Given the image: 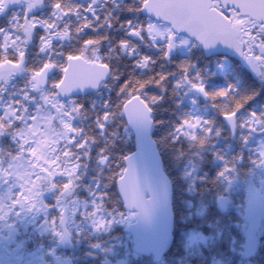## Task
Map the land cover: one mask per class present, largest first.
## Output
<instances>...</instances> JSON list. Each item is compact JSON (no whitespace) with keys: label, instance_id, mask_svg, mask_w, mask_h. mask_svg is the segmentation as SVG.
Returning <instances> with one entry per match:
<instances>
[{"label":"snow or ice","instance_id":"obj_1","mask_svg":"<svg viewBox=\"0 0 264 264\" xmlns=\"http://www.w3.org/2000/svg\"><path fill=\"white\" fill-rule=\"evenodd\" d=\"M217 3L20 0L17 5L0 0V15L8 20L0 26V96L15 75L25 79V86L11 94L19 97L14 105L0 104V137L17 143L19 151L8 153L10 159L24 152L22 162L32 165L36 149L26 139L34 126L29 121L45 118L51 111L47 106L63 110L69 120L91 118L88 131L64 124L75 135L56 150L52 162L64 173L72 161L62 157L75 156L76 182L87 178L83 215L78 213L79 224L68 227L98 238L92 247L106 254L102 264H264V141L249 147L257 127L264 131V111L256 110L264 104V0ZM217 43L227 51L221 49L223 56L211 61V75H223L225 82L210 86L207 65L202 69L185 53ZM233 54L238 64L228 59ZM114 57L130 62L127 74L114 68ZM244 65L262 81L259 88ZM90 67L95 77L85 75ZM86 88L100 100L84 103ZM34 93L39 103L29 113ZM169 95L178 97L174 121L159 115ZM185 97H192V111H184ZM199 98L213 110L211 119L197 115ZM133 101L142 109L133 108ZM126 113L122 136L117 121ZM224 125L233 135L236 128L248 132L241 131V149L232 155L210 143ZM121 143L133 146L118 152ZM185 143L197 154L211 150V166L178 172L172 152L183 156ZM90 166L95 175L89 176ZM57 187L53 179L52 188ZM47 216L55 226L50 235L65 242L68 232L57 230L64 225L58 212ZM7 227L16 229L15 224ZM0 264H17L16 250L2 238Z\"/></svg>","mask_w":264,"mask_h":264},{"label":"trees","instance_id":"obj_2","mask_svg":"<svg viewBox=\"0 0 264 264\" xmlns=\"http://www.w3.org/2000/svg\"><path fill=\"white\" fill-rule=\"evenodd\" d=\"M74 3H85L86 0H73ZM125 4L131 3V0H124ZM219 7V5L217 4ZM26 11V10H25ZM29 11V10H28ZM47 9L45 10V14L47 13ZM40 13H37L39 15ZM179 52H184V49H178ZM191 56L193 62L198 61L200 67L203 69L204 65H207V73H208V82L209 85L215 81L218 84H223L225 82V77L223 75L212 76V64L216 57L222 56H214L210 58H206L201 50H193L191 53H185V56ZM230 61L234 63H239L237 59L228 58ZM130 62L127 61L126 58L114 57L112 60V64L118 72H124L127 74L129 68L126 67ZM244 72L250 78V80L255 84L257 88H259L262 81H260L259 77H257L248 67L244 65ZM139 75V73H137ZM232 77L229 76L228 80H231ZM111 82V81H110ZM234 82V81H233ZM25 86V79L20 75H15L13 83H7L6 91L3 92L2 96H0V104L8 105L19 99L16 95H11L17 92L19 89ZM169 89L171 92V85H169ZM103 91V90H102ZM183 94V93H181ZM36 100L29 104V113L36 111V103H39V95L35 94ZM105 95L107 93L105 92ZM264 95V93H262ZM192 97H185V103L187 107L184 108V111H192L193 107L189 103V100ZM96 99L100 100V97H97L95 94H89L83 97L84 103H88L89 100ZM178 97L168 96L167 102L161 107L159 111V115L162 119L166 121H174L175 117L172 115L174 111H176L174 107L175 101ZM260 99V97H257ZM27 104L28 102L25 101ZM251 104V102H249ZM51 109L49 114L45 118H49V121L43 124V119H39L37 121H29V123L33 124V128L37 129V132L34 133L37 136L38 143L39 140L43 144L41 145L44 148L51 149V157L56 154V150L68 145L69 137L74 136V132H69V128H65V121L69 124V127L73 125L75 127H83L85 131H88L89 125L91 124V118L84 120L81 122L79 119L69 120L67 116L63 115V110L56 111L52 106H47ZM196 108L198 109L197 115L204 116L206 119H211L214 115L213 110L208 106L207 102L203 98H199ZM256 110L264 111V104L257 105ZM3 114V109H0V115ZM241 119L244 118V115H241ZM63 121V122H62ZM123 121L118 120L117 125L121 128V135L123 136ZM21 125L19 123L16 124V127L19 128ZM171 127V124L168 125ZM217 127H220L217 124ZM32 128V129H33ZM43 129V131L41 130ZM32 131V130H31ZM241 131L245 135L248 134L247 129L240 130L236 128V133L234 136H231L225 125L223 126V131L221 136L218 139L212 140L210 143L215 144L216 149L221 151H227L229 155H232L236 152H239L241 149V144L239 142V137ZM30 134V133H29ZM264 141V131H261L259 127H257L256 132L252 134V139L249 143L250 148H256L259 142ZM133 145L130 144H119L117 147V151H127ZM19 151L17 143L12 141L10 136L0 137V168L5 169L6 171L0 172L1 176L4 177L5 174L11 176L10 170L15 167V162L17 159L27 156V153L21 152L19 157L9 158L8 153L16 154ZM210 151L199 152L197 154V149L189 146L188 143L183 145L184 155L180 156L178 151L172 152V164L175 169L181 174L185 169L191 170L193 167L197 169L206 170L211 166V155ZM247 151H245V157L247 156ZM31 157V156H30ZM66 160H71L72 163L68 166L66 172L61 173L57 170L55 175L51 177H46L38 181L37 187L41 194V201H43L42 208H44V213L37 216L36 219L24 220L25 218L19 217V215L13 216L12 220L16 225L15 235H14V243L11 246H8L9 249H15L17 253V264H102L105 259L106 254L102 251V249H94L92 247L93 244L100 242L98 238L92 234H87L85 232L84 235H78L75 231H73L70 227H68V231L72 236L73 249L70 251H62L58 247V239L59 237L50 235L49 231H52L53 227H55L52 222L49 220L47 216V212L56 210L58 212L57 220L59 221L61 214L59 212L60 206H69L70 215H69V223L79 224L80 219L77 215H83V208L81 202L86 197V192L84 190L83 185L87 183V178L84 179L82 183H77L75 180L77 172L80 171L79 168L76 167V158L75 156H65L62 157ZM57 169V165H55ZM12 172V171H11ZM95 175L91 171V166L89 167V176ZM195 177V173H193V178ZM55 179L58 187L52 188V180ZM67 180L68 183L64 184L63 180ZM11 179L6 178L5 182H0V184H10ZM69 189V196L67 198L64 197L63 191L64 189ZM62 194V195H61ZM56 201L57 204L54 205L51 202ZM58 205V206H57ZM20 211V210H19ZM203 211H207L206 207L203 208ZM21 216V215H20ZM19 218H22L18 221ZM48 229V230H46ZM59 231V228L57 229ZM158 264V263H155Z\"/></svg>","mask_w":264,"mask_h":264},{"label":"rangeland","instance_id":"obj_3","mask_svg":"<svg viewBox=\"0 0 264 264\" xmlns=\"http://www.w3.org/2000/svg\"><path fill=\"white\" fill-rule=\"evenodd\" d=\"M25 10V12L28 11V9ZM48 121V117L44 118L43 124ZM65 123L67 122L65 121ZM34 133H39L36 128H33L26 137L30 144L34 143L36 149V154L30 157L34 163L26 165L19 158L14 164L15 167L10 170L11 176L5 174L2 177L0 174V182H5L7 177L11 179L10 184H0V217H7L5 220H0V238L7 242V247L14 243L15 231H10L7 227V225L15 224L12 217H17V213H19V217H24V220L28 221L42 215L44 208L40 203L41 195H36L40 193L37 187L38 181L51 177L57 172L52 162L51 149L42 147L43 144L40 140L38 143V135L36 136ZM34 205L35 207H33ZM61 207L64 208V206ZM29 208H32L31 212L28 211ZM37 208H39V211H37ZM22 218H19L18 221Z\"/></svg>","mask_w":264,"mask_h":264},{"label":"water","instance_id":"obj_4","mask_svg":"<svg viewBox=\"0 0 264 264\" xmlns=\"http://www.w3.org/2000/svg\"><path fill=\"white\" fill-rule=\"evenodd\" d=\"M13 3L14 4H19L20 0H13ZM217 4L220 7H226V6L234 5V0H218ZM221 49H225V51H227V49L225 48V45L217 43L214 48H209L207 50H201V51H202L203 55L206 58H210V57H214V56H223L224 53H222L220 51ZM228 58H231V59L233 58V59L239 60V57L237 55H235V54L230 55ZM7 67L8 66H5V68H7ZM85 75H88L90 77H95L96 76L95 67L87 68L85 70ZM84 91L87 93V95L95 94L94 91L92 89H90V88H86ZM132 107L136 108V109H142V105L138 104L136 101L132 102ZM124 121L125 122L127 121V113L124 116ZM225 127L229 131L230 135L234 136L232 134V129L230 128V126L225 125ZM235 133H236V129H235ZM140 179H141V183H143L144 177H143V173L142 172L140 174ZM63 195H64L65 198H67L69 196V190H64L63 191ZM64 209L65 210H64V212H62L61 217L59 219V220H63L64 221V225L61 226L59 229H60L61 235L64 234V230L65 229H67L68 234H67L65 242L61 243L60 240H58V245H59V248L61 250L68 251V250H72L73 249L72 236L69 233L68 228H67L70 209H69V206H65ZM155 263H158V262H155Z\"/></svg>","mask_w":264,"mask_h":264},{"label":"flooded vegetation","instance_id":"obj_5","mask_svg":"<svg viewBox=\"0 0 264 264\" xmlns=\"http://www.w3.org/2000/svg\"><path fill=\"white\" fill-rule=\"evenodd\" d=\"M17 5H19V4H17ZM12 10H13V9H9V14H10V12H11ZM7 22H8V20H7V16H6V15H0V26H4V25H6ZM13 80H14V78L11 79L10 81H8V84H9V83H13Z\"/></svg>","mask_w":264,"mask_h":264}]
</instances>
